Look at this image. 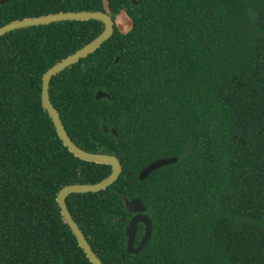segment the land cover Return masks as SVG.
<instances>
[{
	"label": "trees",
	"instance_id": "obj_1",
	"mask_svg": "<svg viewBox=\"0 0 264 264\" xmlns=\"http://www.w3.org/2000/svg\"><path fill=\"white\" fill-rule=\"evenodd\" d=\"M107 9L131 26L49 82L72 142L122 167L106 189L66 198L92 251L103 264H264V0H107ZM98 10L103 0H9L0 27ZM103 28L59 21L0 36V264H91L56 195L111 168L67 150L40 95L43 74ZM164 158L177 160L138 179ZM124 199L140 200L152 223L138 254L125 251Z\"/></svg>",
	"mask_w": 264,
	"mask_h": 264
},
{
	"label": "water",
	"instance_id": "obj_2",
	"mask_svg": "<svg viewBox=\"0 0 264 264\" xmlns=\"http://www.w3.org/2000/svg\"><path fill=\"white\" fill-rule=\"evenodd\" d=\"M8 1L9 0H0V6ZM103 4L105 11L98 10V11L57 12L47 15H41L38 17H29V18H23L21 20H14L0 27V36H2L16 29H21L36 25H46L49 23L59 22V21L96 20V21H100L104 25L103 31L97 37H95L92 41L87 43L82 48L75 51L73 54L68 55L61 61L54 64L43 74L41 80L42 82H41V95H40L41 105L43 109L47 112L49 118L51 119V122L54 126L55 132L59 140L67 148V150L73 156L77 157L82 161L92 162L96 164H104L111 168L109 175L97 183H93V184L75 183V184L66 185L62 187L56 195V202L59 206L62 220L74 235L78 246L83 250L86 258L89 260L91 264H103V263L92 251L89 243L87 242L81 230L78 228L77 224L73 220L66 205V198L70 194H74V193H94L106 189L108 186H110L118 179L122 167L118 158L115 157L113 154L88 152L79 148L72 142V140L67 135V132L64 129V126L62 124V121L59 117L57 110L53 107V105L50 102L49 82L53 76L60 73L62 70L71 66L72 64L76 63L80 59L91 54L96 49H98L107 39L110 38V36L113 33L114 27L118 28L121 32H124L125 29L131 26V22L129 20L120 22L117 18L116 21H113L107 9V0H103ZM117 59L118 58H116L115 62L117 61ZM104 97H108V95L101 91H98L95 96L97 100ZM102 130L104 133L108 131L105 126H103ZM110 131L114 135L116 134V131L114 129H111ZM176 160H177L176 158L159 159L151 163L144 169H142L138 175V179L143 180L152 171L162 166L174 163ZM124 207L128 213L133 214V216L129 219V221L125 225V237H126L125 251L126 253L129 254H138L140 250H142V248L146 245L151 235L152 223L151 220L145 215V207L143 206L140 200L124 199ZM121 220L124 221L125 218ZM138 224L143 225L144 228L143 235L142 238L140 239V242L137 244L136 247H134V241H135Z\"/></svg>",
	"mask_w": 264,
	"mask_h": 264
},
{
	"label": "rangeland",
	"instance_id": "obj_3",
	"mask_svg": "<svg viewBox=\"0 0 264 264\" xmlns=\"http://www.w3.org/2000/svg\"><path fill=\"white\" fill-rule=\"evenodd\" d=\"M118 20H119L120 22H124V21H126V17H125L124 15H120V16L118 17Z\"/></svg>",
	"mask_w": 264,
	"mask_h": 264
},
{
	"label": "flooded vegetation",
	"instance_id": "obj_4",
	"mask_svg": "<svg viewBox=\"0 0 264 264\" xmlns=\"http://www.w3.org/2000/svg\"><path fill=\"white\" fill-rule=\"evenodd\" d=\"M132 216H133V214H131V217H132ZM131 217H130V218H131ZM130 218H129V219H130ZM128 221H129V220H128ZM139 225H140V224L137 225V228H138ZM135 237H136V236H135Z\"/></svg>",
	"mask_w": 264,
	"mask_h": 264
}]
</instances>
